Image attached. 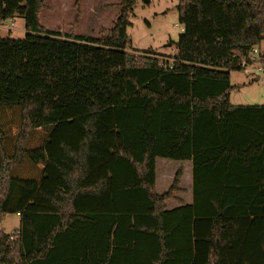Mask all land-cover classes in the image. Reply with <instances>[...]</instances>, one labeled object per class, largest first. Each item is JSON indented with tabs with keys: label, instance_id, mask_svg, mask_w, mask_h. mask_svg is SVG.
<instances>
[{
	"label": "trees",
	"instance_id": "obj_1",
	"mask_svg": "<svg viewBox=\"0 0 264 264\" xmlns=\"http://www.w3.org/2000/svg\"><path fill=\"white\" fill-rule=\"evenodd\" d=\"M136 1L92 36L43 28V0H0L25 29L0 36V224L20 222L0 264H264V104L229 101L264 0H178L162 59L127 52ZM157 157L191 161L190 204L164 208L180 171L156 194Z\"/></svg>",
	"mask_w": 264,
	"mask_h": 264
},
{
	"label": "rangeland",
	"instance_id": "obj_2",
	"mask_svg": "<svg viewBox=\"0 0 264 264\" xmlns=\"http://www.w3.org/2000/svg\"><path fill=\"white\" fill-rule=\"evenodd\" d=\"M119 0H43L39 12L40 25L61 33L72 31L75 34L92 36L106 35L112 28L119 13ZM178 0H137L128 15L130 25L127 27L128 49L134 55L143 52L158 57H170L175 53V42L181 34L178 23ZM25 34L24 21L14 17L0 21V36L22 38ZM259 59L264 64V40L258 47ZM258 54L255 56L258 57ZM255 63L241 70L230 71L229 101L233 105L264 104V70H257L263 65ZM259 76V79H256ZM164 159L156 161V191L164 192L166 185L178 168V164L168 160L170 166H163ZM167 160V159H165ZM178 170L183 172V167ZM186 175V178H184ZM187 170L183 179H187ZM165 187L161 191L162 187ZM20 226L15 213L7 214L0 224L6 234H14Z\"/></svg>",
	"mask_w": 264,
	"mask_h": 264
},
{
	"label": "crops",
	"instance_id": "obj_3",
	"mask_svg": "<svg viewBox=\"0 0 264 264\" xmlns=\"http://www.w3.org/2000/svg\"><path fill=\"white\" fill-rule=\"evenodd\" d=\"M256 79H259V76H257ZM159 157H157L155 159V164L156 161ZM164 159L163 162L161 163L163 166H172L173 164H178V168L177 170L174 172L173 176L170 179V182L165 186L166 189L164 192H160V191H156V173H155V183H154V192L158 195L165 193L169 187L172 184V181L174 179V175L177 171H180V176L178 178V184L176 186V190L172 193V196L170 198H168L167 200L164 201V208L166 210H171L174 209L176 207L185 205V204H190L192 202V164L191 161L189 160H184V161H174L173 164H171L170 162H168V160L171 159H167V158H162ZM167 159V160H165ZM167 163H170V165H168ZM180 167H183V172L181 173V170H178ZM156 168V166H155ZM187 170V179H183V175ZM186 178V175L185 177ZM164 186L161 188V191L164 190L165 188ZM18 216V214H17ZM19 217V216H18Z\"/></svg>",
	"mask_w": 264,
	"mask_h": 264
},
{
	"label": "built area",
	"instance_id": "obj_4",
	"mask_svg": "<svg viewBox=\"0 0 264 264\" xmlns=\"http://www.w3.org/2000/svg\"><path fill=\"white\" fill-rule=\"evenodd\" d=\"M258 54V47H254L251 52L249 53V55L247 56V58H243L242 61H241V66L242 68H246V67H250L251 65L255 64V63H260V59H259V55L260 53L258 54V57H256L255 55ZM263 66L262 67H258L257 70L259 71H263L264 70V64H262ZM18 230L15 232L17 233ZM13 237L11 236L10 239H12Z\"/></svg>",
	"mask_w": 264,
	"mask_h": 264
}]
</instances>
